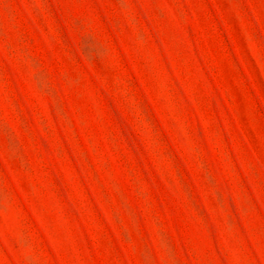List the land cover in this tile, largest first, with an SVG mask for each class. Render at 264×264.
Instances as JSON below:
<instances>
[{
  "label": "rangeland",
  "instance_id": "rangeland-1",
  "mask_svg": "<svg viewBox=\"0 0 264 264\" xmlns=\"http://www.w3.org/2000/svg\"><path fill=\"white\" fill-rule=\"evenodd\" d=\"M0 264H264V0H0Z\"/></svg>",
  "mask_w": 264,
  "mask_h": 264
}]
</instances>
